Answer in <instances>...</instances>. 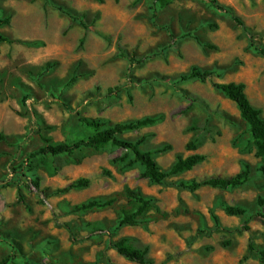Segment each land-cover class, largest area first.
<instances>
[{"label":"rangeland","instance_id":"374dc122","mask_svg":"<svg viewBox=\"0 0 264 264\" xmlns=\"http://www.w3.org/2000/svg\"><path fill=\"white\" fill-rule=\"evenodd\" d=\"M219 1L244 24L207 0H174L158 11L153 0H0V19L9 20L0 35L10 39L0 41V260L15 253L11 264H139L112 248L130 237L153 264H264V217L255 216L264 215V157H256L236 103L214 87L244 84L264 117V0ZM193 67L216 73L181 81ZM76 112L110 125L162 115L121 137L146 136L141 147L155 152L162 170L179 155L206 160L162 184L142 177L140 164L116 161L127 151L112 145L30 163L43 136L58 144L93 133ZM191 141L196 150L187 149ZM246 163L250 181L237 188L179 185L232 177ZM79 178L89 186L63 191ZM127 187L155 206L140 224L118 227L123 212L134 210ZM110 197L111 207L75 209ZM226 205L246 213L228 215Z\"/></svg>","mask_w":264,"mask_h":264},{"label":"trees","instance_id":"16d2710c","mask_svg":"<svg viewBox=\"0 0 264 264\" xmlns=\"http://www.w3.org/2000/svg\"><path fill=\"white\" fill-rule=\"evenodd\" d=\"M153 2V10L158 11L169 7L174 2V0H153ZM207 2L216 10L228 14L240 24H244L231 7L221 3L219 0H207ZM60 9L70 15L74 20L79 21L83 25H85V22H83L79 16L73 14L68 10H64L63 8ZM8 21V19H0V24L8 23ZM0 41H10V39L3 35H0ZM258 51L264 56V46L258 47ZM133 60L134 59L131 58V61ZM215 73V70H202L199 67H193L189 73L182 75L180 77V80L205 81ZM214 87L223 92L227 98L236 103L242 118L247 122L249 126L250 136L256 146V157H264V117L262 116L261 109L256 108L251 103L249 97L245 92V85L236 82H225L215 83ZM23 102L25 103V98ZM76 114L79 116L80 122L84 126L92 129L93 133L87 137H81L73 141H67L58 144L50 143V140L43 136L42 138L44 141V145L28 155V161L30 163H32V161L38 156L72 155L82 148L101 150L108 145H112L114 147L125 149L127 151L126 155L116 158V161H120L128 167L140 164L143 167V172L141 173L142 177L149 179L152 183L162 184L169 178L189 171L196 165L206 160V155L202 153H192L185 157L179 155L176 161L168 170H162L157 160L155 159V152L143 150L141 147L147 138L146 136H142L136 141H130L121 137V134L125 132L136 131L162 121L164 118L162 115L147 116L125 123L110 125L106 121L100 119H90L82 116L79 112H76ZM1 137L2 136L0 135V138ZM196 148L197 145L194 141L189 142L187 145L188 150H196ZM164 150L165 149L160 148L156 152H163ZM262 170L264 171V168H262ZM250 171V165L246 163L242 171L232 177L216 176L209 177L203 180H185L181 181L179 185L185 189H189L190 191H196L204 186L221 189H232L248 183L251 178ZM33 183L39 187V181H34ZM89 184V178H79L72 181L68 186L63 188V191L67 192L71 189L86 188L89 186ZM125 195L135 203L134 210H125L123 212L122 217L118 221V227L129 225L134 226L140 224V217L146 214L151 208L155 206L154 198L144 194L140 189H132L127 187L125 189ZM114 203V197H110L107 199H91L87 202L77 205L75 209L78 211L104 209L107 207H111ZM258 203L262 206L264 204V199L262 197H259ZM225 212L228 215H243L246 213V210L241 206L226 205ZM255 216L264 217V215L260 213L255 214ZM212 217L215 223L219 225L218 216L213 214ZM112 248H114L120 255L130 261L137 262L139 264H153L152 260L148 257L147 249H140L135 247L130 237H123L114 242L112 244ZM249 250H256L252 240L249 244ZM16 256L17 255L15 253L8 254L0 260V264H11ZM260 259L262 263H264L263 251L260 252ZM23 264L45 263L25 259Z\"/></svg>","mask_w":264,"mask_h":264}]
</instances>
